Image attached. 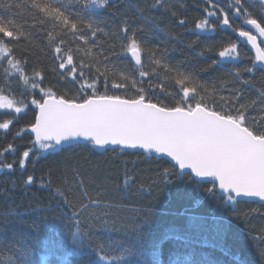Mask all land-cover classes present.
<instances>
[{"label": "trees", "instance_id": "1", "mask_svg": "<svg viewBox=\"0 0 264 264\" xmlns=\"http://www.w3.org/2000/svg\"><path fill=\"white\" fill-rule=\"evenodd\" d=\"M30 2L0 0V18L12 19L11 26L23 33L19 42L3 38L22 71L8 65L7 58L0 60V96L26 105L21 113L0 108V123L11 122L8 131L0 130V152L14 145L0 161L17 165L12 170L1 166L0 171V264H264V204L220 195L214 184L197 181L154 155L100 150L89 143L44 153L23 132L34 120L31 100L43 95L40 88L72 99L91 94V89L80 92V85L98 78L100 93L135 98L131 80L120 76L126 72L141 79L137 66L121 52L125 22L144 46L149 76L143 86L154 92L152 102L171 107L182 95L174 72L160 68L152 75L149 54L155 53L174 69L194 74L206 86L204 102L209 107L233 112L239 108L250 128L264 127V74L257 72L253 79L242 71L255 63L251 49L218 23L214 32L194 29L207 18L213 0H109L107 8L85 13L100 29L95 35L87 27L75 34L64 31ZM51 2L77 10L75 0ZM214 2L218 15L228 7L236 27L247 28L243 16H234V0ZM242 4L251 18L264 20L262 0ZM181 19L186 23L180 24ZM229 42L238 43L240 58L221 61L218 52ZM67 54L77 68L75 81L58 67V57ZM105 67L110 70L100 76L97 70ZM238 70L241 79L236 81L229 73ZM33 80L38 84L35 91ZM113 81L126 83L127 90L113 89ZM29 149L35 155L30 154L21 170L18 161ZM29 175L34 177L30 185ZM85 207L87 212L79 215Z\"/></svg>", "mask_w": 264, "mask_h": 264}, {"label": "snow or ice", "instance_id": "2", "mask_svg": "<svg viewBox=\"0 0 264 264\" xmlns=\"http://www.w3.org/2000/svg\"><path fill=\"white\" fill-rule=\"evenodd\" d=\"M156 2L158 3V0ZM75 3L77 6L75 12L54 4L51 0L46 2L31 0L30 7L49 18L54 24L58 23L64 31L75 34L80 27H87L95 35L100 29L85 13L93 8H107L109 0H75ZM153 6H156V3ZM230 7L234 9L235 17L243 16L245 23L258 32L260 37H264V20L258 22V19L251 18V14L244 9L242 0H234ZM215 9L216 4L213 0L212 8L206 11L207 18L196 22L194 29L197 32H214L218 23L221 27L235 32L255 53V63L245 66L242 71L253 79L257 72L264 74V67H257L264 66L262 47L264 40L258 43L257 36L251 30L237 28L235 21L230 19L228 7H222L219 15ZM13 23L12 19L0 18V60L7 58V64L21 72L20 62L15 58L12 48L3 42V38L19 42L23 36L17 25L11 26ZM179 23L185 24L186 21L181 19ZM122 41L121 52L137 66L136 71L141 78L137 81L135 76L120 72L121 79L131 80L132 89H135L136 93L135 98L108 94L107 91L100 93L97 88L98 78L80 85V92L86 93L91 89V94L72 99L40 88L43 95L39 99L31 100L35 112L34 120L23 130L32 135L34 146L43 152H49L70 141L83 140L101 149L113 146L140 149L160 156H180L192 160L196 167L203 169L201 175L219 176L220 187L228 193L229 198L248 197L264 201V127L250 128L239 108L233 112L226 111L223 107L219 111L209 107L204 102L207 95L206 86L200 84L194 74L174 69L162 54L156 56L155 53L149 54L150 62L154 65L152 75H158L157 70L160 68H163L166 74L174 72L178 95H182L171 107L152 102L149 97L154 95V92L143 86V78L149 76V73L144 71V46L136 35V30H130L126 22ZM55 51L60 53L61 49L56 47ZM218 57L221 61L238 60L240 58L238 43L229 42L227 46H223L218 52ZM58 58L61 61L59 69H66L72 80H77L73 56L67 54ZM216 63L217 61H213L214 65ZM109 70L105 67L103 72L97 70V73L105 76ZM61 75L63 76L64 72H61ZM229 75L233 80L241 79L240 70ZM35 76L43 79L40 72H36ZM83 77L84 70L81 66L79 78ZM25 83L28 81L25 80ZM31 83L35 91L38 88L37 81L33 80ZM105 84L107 85V81ZM111 87L127 90L128 85L113 81ZM261 95L264 96V93ZM3 107L21 113L25 111L26 105L0 96V108ZM10 123H0V130L8 131ZM20 135L22 133L17 132V136ZM13 150L14 145L9 144L0 152V157ZM30 154L35 155L31 149L22 152L18 161L21 170L26 167ZM0 166L12 170L17 165L0 161ZM33 181L34 177L29 175L26 183L30 185ZM86 212L87 207L79 215L82 216ZM100 256L105 258L102 252Z\"/></svg>", "mask_w": 264, "mask_h": 264}, {"label": "water", "instance_id": "3", "mask_svg": "<svg viewBox=\"0 0 264 264\" xmlns=\"http://www.w3.org/2000/svg\"><path fill=\"white\" fill-rule=\"evenodd\" d=\"M247 30H251L253 32V34L257 36V42L258 43H260L262 40H264V37H260L258 32H256L254 29H251V26L247 25ZM248 47L250 48L249 45H248ZM262 47H264V45H262ZM251 51H252L253 55L255 56L254 50L251 49ZM257 66L258 67H264V66H260V65H257ZM29 135L32 137V135L30 133H29ZM77 143H88V142L83 141V140L70 141L66 144H62L61 146H58L57 148L67 147L69 145H74ZM33 145H34V143H33ZM94 147L101 150V148H98L96 146H94ZM116 148H119L122 150H128V151L142 152V153H145L148 155H154V156L159 157V158H164L168 162H170L173 166L177 167L181 172L191 174L193 176V178L197 181L212 183V184L216 185L217 191L220 195L228 196V193L224 192L223 189L220 187L219 176L214 175V174L201 175V172H203L204 170L196 167L194 165L193 161L190 159H186V158L180 157V156H172V157L160 156L154 152H145V151L140 150V149H128V148L113 147V146H107L106 148H103V149H116ZM234 199L239 200V201H250V202H256V203L264 204V201H260L258 198L235 197Z\"/></svg>", "mask_w": 264, "mask_h": 264}, {"label": "rangeland", "instance_id": "4", "mask_svg": "<svg viewBox=\"0 0 264 264\" xmlns=\"http://www.w3.org/2000/svg\"><path fill=\"white\" fill-rule=\"evenodd\" d=\"M263 2H264V0H262ZM6 108V107H5ZM38 148V147H37ZM39 149V148H38ZM40 150V149H39ZM42 151V150H41ZM43 152V151H42ZM45 153V152H44ZM2 170V167L0 166V171ZM102 263H104L105 264V262L104 261H101Z\"/></svg>", "mask_w": 264, "mask_h": 264}, {"label": "flooded vegetation", "instance_id": "5", "mask_svg": "<svg viewBox=\"0 0 264 264\" xmlns=\"http://www.w3.org/2000/svg\"><path fill=\"white\" fill-rule=\"evenodd\" d=\"M245 30H247V29H245Z\"/></svg>", "mask_w": 264, "mask_h": 264}]
</instances>
